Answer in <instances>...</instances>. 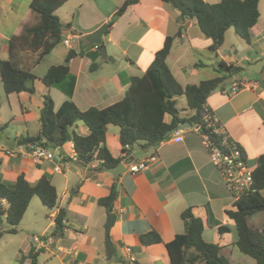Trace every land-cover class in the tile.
<instances>
[{
    "label": "crops",
    "instance_id": "crops-1",
    "mask_svg": "<svg viewBox=\"0 0 264 264\" xmlns=\"http://www.w3.org/2000/svg\"><path fill=\"white\" fill-rule=\"evenodd\" d=\"M30 1L0 0V57L3 60L10 59V39L38 20L30 9ZM124 1L69 0L58 9L57 15L64 13L63 19L59 17L63 24L71 25L64 28L62 43L38 64L39 53L28 49L18 52L15 58L20 68L36 75L34 95L25 92L6 95L0 78L1 181L14 185L18 176L24 175L30 183H35L47 176L59 196L54 210L45 206L46 210H40L35 203L43 217L30 221L31 230L22 248V264H31V250L40 252L38 264H170L166 244L185 233L182 214L186 210L203 220L205 230L212 231L214 243L224 249L230 245L232 250L236 248L233 241L226 240L228 234L218 232L220 225L232 227L225 212L232 208L235 200L196 126L186 129L179 142L175 140L176 134H172L156 147L135 146L122 159L125 168L117 180L107 170L90 173L88 167L74 161L72 142L61 148L49 145L54 158L40 162L28 155L25 146L18 145L19 138L35 137L40 133L44 96L53 100L57 123L60 121L58 112L67 101L81 111L92 107L104 109L121 101L132 78L145 74L167 37L175 39L167 63L183 86L214 78L211 60L221 59L246 68L264 58V0L259 2L260 18L251 30L252 44L238 37L239 42L232 45L234 49H228L224 42L218 58L211 55L212 41L200 31L195 19L180 31L179 13L171 5L163 0H140L118 17L110 29L108 27V33L106 31L103 37L107 49L104 59L101 53L97 55L96 44L88 43L85 35L96 32L104 24L109 25ZM66 39L70 40L69 46L64 44ZM70 50L83 56L69 63L72 77L64 86L68 88L72 83L74 87L72 95L68 96L58 88H47L41 79L51 67L66 64ZM203 57L210 64H204ZM111 58L114 61H110ZM93 63L98 64L94 72L90 70ZM256 76L250 79L243 75V80L256 83L255 88H243L236 93H231L230 87L218 89L207 102L217 124L243 149L249 164L254 167L256 160L264 154V69ZM178 108L182 117L194 114L187 108L184 97L178 99ZM6 109L10 113L5 114ZM166 120L169 121V117ZM72 132L81 136L90 133L83 123H77ZM5 140L16 142L10 148L12 154H8ZM105 144L114 158L123 157L117 126H109ZM152 156H156L157 161L148 169L130 171L131 165ZM56 166H61L62 171L55 172ZM112 187L116 188L117 198L109 212L98 202L110 195ZM60 210L67 213V227L56 237L53 231ZM110 213L115 214L110 238L117 250L112 259L107 257L104 244L105 224ZM152 230L160 234L163 243L145 247L140 236ZM127 249L131 250L134 262L129 261L131 255Z\"/></svg>",
    "mask_w": 264,
    "mask_h": 264
},
{
    "label": "trees",
    "instance_id": "trees-1",
    "mask_svg": "<svg viewBox=\"0 0 264 264\" xmlns=\"http://www.w3.org/2000/svg\"><path fill=\"white\" fill-rule=\"evenodd\" d=\"M68 1H30V9L38 20L26 25L20 35L10 39L9 60L0 57V78L6 95L23 92L35 94L37 77L15 63L16 55L25 49L37 52L38 64L62 43L64 28H70L71 25L65 26L57 11ZM163 1L179 13L180 31L185 29L190 20H196L200 31L212 41L209 49L216 58L219 57L218 51L225 42L227 31L231 28L238 37L252 44L251 30L260 18V0H221L213 4L204 0ZM139 2L140 0H125L109 22V29L130 6ZM174 40V37L166 38L145 74L133 77L125 97L107 108L92 107L81 111L71 101H67L58 112L60 121L57 123L54 119L53 100L48 95L44 96V104L40 109V133L35 137L19 138L18 145L44 146L48 143L51 147L61 148L72 142L79 165L87 168L89 164L98 161L96 168H89L90 173L116 167L137 145H142L144 149L156 147L168 138L166 135L169 131L187 121L193 126L200 127L202 133L209 134L212 142L220 147L223 137L215 134L211 128H206L204 123L205 111L209 110L208 98L214 91L220 89V82L227 77L244 73L245 68L219 59L213 65L216 74L214 78L201 81L199 84L183 86L167 63ZM97 55H100L99 51ZM82 56L83 54L70 50L66 64L51 67L41 81L47 88H58L71 96L73 84L69 83L68 88L64 86L72 77L69 63ZM110 61L114 59L111 58ZM97 68L98 64L93 63L90 70L94 72ZM182 97L187 101V108L194 112L192 116H181L178 99ZM166 117H169V121ZM77 123L85 124L89 128V135L81 136L72 132ZM111 125L119 128L122 158H114L106 147V135ZM228 143L235 144L230 139ZM238 147L245 155L243 149ZM253 177L256 193L241 197L235 201L232 208L226 210V216L234 226L220 225L218 232L220 235L234 232L233 245L243 255L253 259L255 264H264V227H254L249 223L253 215L264 212V154L256 160ZM34 197H38L49 210H54L58 206L57 189L47 176L30 183L24 175H20L14 185H8L0 179V240L4 234L18 233L19 225ZM116 198V188L112 187L110 195L99 200L98 204L111 212ZM182 219L186 227L185 233L177 235L172 242L166 244L170 264H234L223 252V246L204 239L205 224L201 218L194 216L191 210H186L182 214ZM66 220V211L60 210L55 218L54 236L63 233L67 227ZM4 223L7 224L6 229L2 228ZM140 241L145 247L163 243L160 234L154 230L141 235ZM39 255V251L31 250L29 254L31 264H38Z\"/></svg>",
    "mask_w": 264,
    "mask_h": 264
},
{
    "label": "built area",
    "instance_id": "built-area-1",
    "mask_svg": "<svg viewBox=\"0 0 264 264\" xmlns=\"http://www.w3.org/2000/svg\"><path fill=\"white\" fill-rule=\"evenodd\" d=\"M64 44L66 46H69L70 40L66 39L64 41ZM96 48H99V46L96 45ZM229 87L231 93H236L243 88H255L256 83L243 79L238 80L234 78ZM204 123L206 124V128H211L215 134H219L223 137L221 146L219 147L212 142L209 134L202 133L200 127H197V130L203 136V140L209 151L211 160L220 171L221 176L223 177L226 187L231 196L234 198L235 201H237L241 197L250 196L256 193L257 189L255 188L253 177L255 167L249 164L247 157L243 155V152L239 149L237 145H230L228 143L229 138L226 135L224 129L217 124V121L212 116L209 110L205 111ZM185 130L186 129H180L179 131L174 133L176 134L175 140L177 142L183 139L182 135ZM26 148L28 150V155L36 162H40L43 160H52L54 158L53 151L44 147L43 145L34 146L29 144ZM7 150L8 154H12V149L7 148ZM72 159L74 161L78 160L76 155H74ZM156 161V156L144 159L140 162L131 165L130 171L138 172L140 170L148 169L151 164L155 163ZM98 164V161H95L89 164L88 168H96ZM54 170L55 172H61L62 168L61 166H56ZM126 251L131 255L129 261L134 262L135 258L131 254V250L127 249Z\"/></svg>",
    "mask_w": 264,
    "mask_h": 264
},
{
    "label": "rangeland",
    "instance_id": "rangeland-1",
    "mask_svg": "<svg viewBox=\"0 0 264 264\" xmlns=\"http://www.w3.org/2000/svg\"><path fill=\"white\" fill-rule=\"evenodd\" d=\"M209 3H218L221 0H208ZM96 5V4H95ZM104 5V4H103ZM100 5L97 4L96 7H99ZM100 9H103L100 8ZM60 18L63 19L64 17V13H61L58 15ZM236 42H239V38L235 32V30L233 28H231L227 34H226V39H225V48L227 47L228 49H234L232 45L235 44ZM235 52V51H234ZM211 55H213V53L211 52ZM214 56V55H213ZM204 64H210L208 62H206L207 60L203 57L201 58ZM216 61L215 59L212 61L211 60V64H215ZM212 75H215V72H212ZM245 75V74H244ZM211 76V75H210ZM246 76V75H245ZM212 77V76H211ZM247 78L250 79H255L257 78L256 75L253 76H247ZM230 85L226 86L229 87ZM5 114L10 113V111L8 109H6L4 111ZM10 131H8L9 133ZM35 203L38 204V206L41 208H44V205L41 203L40 199L38 197H34V199L32 200L29 208H28V213L25 217V219H23L19 225L18 228V233L17 234H4L3 238L0 240V264H22L24 261L23 258V254H22V248L25 247L24 244V240L26 238L27 235H29V232L31 230L30 228V221L34 220V218L36 217H43V214L40 210H38L37 208H35ZM46 210V208H44ZM43 210V209H42ZM250 225L254 226V227H264V212H259L255 215H253L250 220H249ZM232 226H234V224L231 222ZM2 228L6 229L7 228V224L4 223L2 225ZM213 234L212 231L207 228L204 231V239L207 242H211L214 243L213 240ZM227 239L230 241H234L235 239V234L234 232L231 234L227 235ZM233 246L230 245L228 246V248L224 249V253L229 257V259L232 261V263L234 264H255V261L245 255H243L238 249L237 247L232 250Z\"/></svg>",
    "mask_w": 264,
    "mask_h": 264
},
{
    "label": "water",
    "instance_id": "water-1",
    "mask_svg": "<svg viewBox=\"0 0 264 264\" xmlns=\"http://www.w3.org/2000/svg\"><path fill=\"white\" fill-rule=\"evenodd\" d=\"M109 25L104 24L102 25L96 32L85 35V39L90 44H96L99 46V52L102 54L103 58H107V49L103 42V37L105 35V32L107 31ZM264 69V58L261 60L251 63L247 65L245 68L244 73H240L236 75L235 77H227L225 80L219 83V88H223L224 86H228L232 83L233 79L241 80L243 79V75L246 76H253V75H261L262 71ZM192 126L190 122H183L173 130L169 131L166 135V137L171 136L172 134L176 133L180 129H188ZM2 140V137L0 135V141ZM7 147L13 148L16 145V142L13 140H5ZM12 143V144H11ZM49 144H45L44 147L48 148ZM131 160L133 157L130 158ZM125 166L122 162H120L116 167L107 170L116 180L120 177L124 170ZM115 221V214L110 213L107 216V221L105 224V251L106 255L109 259H112L113 256L116 254V248L113 245L111 238H110V231Z\"/></svg>",
    "mask_w": 264,
    "mask_h": 264
}]
</instances>
